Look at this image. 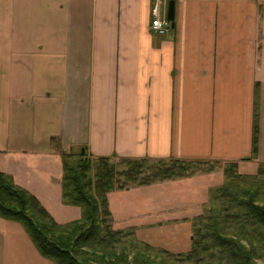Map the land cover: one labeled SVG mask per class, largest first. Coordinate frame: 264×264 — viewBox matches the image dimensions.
I'll return each instance as SVG.
<instances>
[{"label": "crops", "instance_id": "0c3cea01", "mask_svg": "<svg viewBox=\"0 0 264 264\" xmlns=\"http://www.w3.org/2000/svg\"><path fill=\"white\" fill-rule=\"evenodd\" d=\"M171 1L173 28L150 33ZM263 94L264 0H0V173L19 188L80 148L245 163Z\"/></svg>", "mask_w": 264, "mask_h": 264}, {"label": "trees", "instance_id": "16d2710c", "mask_svg": "<svg viewBox=\"0 0 264 264\" xmlns=\"http://www.w3.org/2000/svg\"><path fill=\"white\" fill-rule=\"evenodd\" d=\"M257 91L255 92V95ZM256 102V100H255ZM259 126L254 110L251 156H258ZM63 181L62 204L81 209L80 220L61 226L55 223L38 200L0 173V219L20 224L37 253L53 264H168L171 260L161 252L162 259L126 247L116 249L119 233L110 228L107 194L118 189L121 180L132 181L140 175L147 160L120 159L125 166L119 173L116 158H93L60 152ZM248 160V159H247ZM246 161V160H245ZM182 162L172 161L171 173ZM236 164L226 172V185L217 191L219 211L209 210L202 230L194 229L191 249L184 258L190 264H264V166L253 176L237 175ZM177 173H182L178 170ZM92 174V175H91ZM165 175H163L165 177ZM177 264L178 261L174 260ZM172 264H175L171 261Z\"/></svg>", "mask_w": 264, "mask_h": 264}, {"label": "rangeland", "instance_id": "374dc122", "mask_svg": "<svg viewBox=\"0 0 264 264\" xmlns=\"http://www.w3.org/2000/svg\"><path fill=\"white\" fill-rule=\"evenodd\" d=\"M260 109L262 135L258 160L252 159L251 153L248 160H242L245 163L148 159L141 165L140 175H133L130 182L123 183L121 180L122 186L107 194L108 222L111 231L120 234L114 239L117 240L114 247H132L159 258L163 252L171 258L167 259L168 264H172L171 261L176 264L174 260L178 261L177 264H190L182 260L191 249L194 229L204 228L209 210L221 209V203L215 198L217 191L227 183L225 173L231 171V165L236 164L238 176H253L258 167L264 166V102ZM82 150L83 154H87L81 148L80 151L73 150V153L61 152L71 154L70 162H74ZM172 161L182 163L174 166L175 174L172 177L169 173L168 177L162 174V170L165 167L173 168ZM61 162L58 156L55 160L26 164L30 165L28 176L32 174L29 178H21L26 186L21 189L34 196L56 224L65 226L80 220L81 209L62 204ZM113 163L119 173L126 171L119 158L112 159ZM180 169L181 174L177 173ZM3 226L5 233L3 238L0 237V264H53L39 256L20 224L4 222ZM214 264L219 262L215 261Z\"/></svg>", "mask_w": 264, "mask_h": 264}, {"label": "built area", "instance_id": "2783aa9c", "mask_svg": "<svg viewBox=\"0 0 264 264\" xmlns=\"http://www.w3.org/2000/svg\"><path fill=\"white\" fill-rule=\"evenodd\" d=\"M151 21L149 25L150 33L157 36H164L170 31V24L167 21L166 14H162L157 7L151 10Z\"/></svg>", "mask_w": 264, "mask_h": 264}, {"label": "water", "instance_id": "95a60500", "mask_svg": "<svg viewBox=\"0 0 264 264\" xmlns=\"http://www.w3.org/2000/svg\"><path fill=\"white\" fill-rule=\"evenodd\" d=\"M167 21L169 23H171V27L173 28V22H174V2H172V1L168 5ZM81 153L83 154L84 151L82 150Z\"/></svg>", "mask_w": 264, "mask_h": 264}]
</instances>
